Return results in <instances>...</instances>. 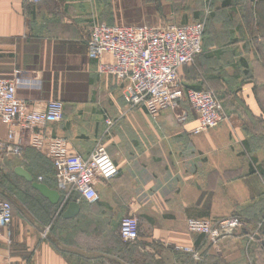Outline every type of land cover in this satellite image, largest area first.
<instances>
[{
    "label": "crops",
    "instance_id": "1",
    "mask_svg": "<svg viewBox=\"0 0 264 264\" xmlns=\"http://www.w3.org/2000/svg\"><path fill=\"white\" fill-rule=\"evenodd\" d=\"M186 1H196L199 17L207 1L215 6L203 53L188 76L181 71L186 87L212 89L227 115L198 136L189 104L153 119L129 107L123 85L99 75L87 54L94 22L139 21L152 7L156 16L159 0H0V80L27 81L18 96L31 106L62 101L64 118L50 132L85 158L103 143L119 168L97 185L99 201L79 202L72 222L63 213L76 199L52 205L15 174L23 167L62 194L46 156L49 169L29 147L22 157L0 153V200L14 209L10 228L0 229V264H264V0ZM165 4L168 18L191 15ZM107 118L116 121L108 135ZM11 129L0 123V141ZM127 216L139 220L132 244L119 236ZM230 217L242 227L216 242L187 230L189 219Z\"/></svg>",
    "mask_w": 264,
    "mask_h": 264
},
{
    "label": "built area",
    "instance_id": "2",
    "mask_svg": "<svg viewBox=\"0 0 264 264\" xmlns=\"http://www.w3.org/2000/svg\"><path fill=\"white\" fill-rule=\"evenodd\" d=\"M23 1L31 6L44 2ZM204 36L203 21L166 27L94 22L87 54L97 62L99 75L113 77L123 85L124 100L129 107L142 108L153 119L163 111L177 110L182 102L188 103L197 115V125L190 135L198 136L217 128L227 119L224 106L215 92L180 84L181 71L203 53ZM24 86L29 87L28 82L19 77L0 80V123L12 127L7 138L0 141V153L22 157L29 147L46 156L54 167L63 206L73 199L77 203L99 201V182L119 175V168L106 146L99 143L87 158L72 153L68 142L49 130L51 124L63 120L64 103L50 100L43 107L31 106L18 96L19 88ZM115 124L112 118L105 120L107 135ZM38 180L43 182V178ZM13 220L12 204L0 200V229H9ZM241 227L239 217L218 222L187 221L189 233L203 235L212 242ZM258 229L264 241V219ZM119 236L128 244L138 241V218L124 217L120 222ZM181 250L193 252L189 248ZM195 258L198 259V255L195 254Z\"/></svg>",
    "mask_w": 264,
    "mask_h": 264
},
{
    "label": "rangeland",
    "instance_id": "3",
    "mask_svg": "<svg viewBox=\"0 0 264 264\" xmlns=\"http://www.w3.org/2000/svg\"><path fill=\"white\" fill-rule=\"evenodd\" d=\"M172 0H159V2L157 3L156 10L159 12L156 16L154 15V7H152V11H148L145 10L146 12V17H143L142 20H137V21H100V23H106L109 25H126V26H130V25H136V26H140V25H148V26H153V27H166L172 24H189V23H194L197 21H203L205 23V34L208 31V25L210 23V20L214 14V10H215V6L213 5V3L211 4L210 1H207V5L205 7V11L203 12L204 14H202L201 17H199V8L198 5L196 3V1L194 3H187L186 0H174V2L176 3V6H174L176 13L177 12H189L191 13V15H184V16H180L179 19L176 18H168L166 15L170 13V5H166L165 3L169 2ZM190 4V5H189ZM186 18V19H185ZM205 38L204 37V42H203V47H205ZM204 50V48H203ZM195 64H197V58L195 59L194 63H192L189 66L184 67L182 73L186 76L189 75L190 70L192 68H195ZM181 73V78H180V84L182 86H186V81H185V77L182 75ZM212 90V89H210ZM213 91V90H212ZM214 92V91H213ZM177 110H190V106L188 105V103L186 102H182L180 103L177 108ZM43 157V156H42ZM44 159H41V161L43 162V164L48 167H50V162L47 161V158L44 156ZM46 158V159H45ZM9 202V201H8ZM11 203V202H10ZM54 221H63V218L61 217V215L57 216ZM73 222V219H72Z\"/></svg>",
    "mask_w": 264,
    "mask_h": 264
},
{
    "label": "water",
    "instance_id": "4",
    "mask_svg": "<svg viewBox=\"0 0 264 264\" xmlns=\"http://www.w3.org/2000/svg\"><path fill=\"white\" fill-rule=\"evenodd\" d=\"M15 174L23 178L27 182L31 183L33 185V188L37 190L52 205L57 206L60 204L61 194L56 190L50 189L45 184L35 182L34 177L28 171H26L23 167H17L15 169ZM80 210L81 208H80L79 203H77L76 201H73L68 205L66 211L63 213V218L66 220L73 219L79 215Z\"/></svg>",
    "mask_w": 264,
    "mask_h": 264
},
{
    "label": "trees",
    "instance_id": "5",
    "mask_svg": "<svg viewBox=\"0 0 264 264\" xmlns=\"http://www.w3.org/2000/svg\"><path fill=\"white\" fill-rule=\"evenodd\" d=\"M65 209V208H64Z\"/></svg>",
    "mask_w": 264,
    "mask_h": 264
}]
</instances>
